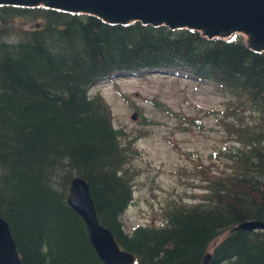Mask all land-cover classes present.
<instances>
[{
	"label": "trees",
	"instance_id": "16d2710c",
	"mask_svg": "<svg viewBox=\"0 0 264 264\" xmlns=\"http://www.w3.org/2000/svg\"><path fill=\"white\" fill-rule=\"evenodd\" d=\"M23 20L34 26L22 28ZM156 69L232 93L225 128L236 149L219 152L223 169L197 164L207 183L201 200L172 201L160 226L128 233L122 216L133 201L138 136L127 142L106 100L90 90L120 72ZM76 177L89 183L100 222L135 264H203L208 253L209 264H264V230H236L264 223V52L241 35L208 40L197 31L0 7V216L23 264H103L68 203Z\"/></svg>",
	"mask_w": 264,
	"mask_h": 264
},
{
	"label": "rangeland",
	"instance_id": "374dc122",
	"mask_svg": "<svg viewBox=\"0 0 264 264\" xmlns=\"http://www.w3.org/2000/svg\"><path fill=\"white\" fill-rule=\"evenodd\" d=\"M20 25L34 26L26 20ZM172 71L116 75L90 90L106 100L114 127L124 131L127 142L138 136L133 146L138 154L131 163L137 172L133 201L122 216L128 233L139 225L160 226L172 201L201 200L207 183L197 164L223 169L222 153L236 149L225 128L232 122L225 117L234 109L233 94ZM135 113L138 119L132 120Z\"/></svg>",
	"mask_w": 264,
	"mask_h": 264
},
{
	"label": "water",
	"instance_id": "95a60500",
	"mask_svg": "<svg viewBox=\"0 0 264 264\" xmlns=\"http://www.w3.org/2000/svg\"><path fill=\"white\" fill-rule=\"evenodd\" d=\"M44 8L72 15H90L112 26L168 27L197 31L208 40L245 37L254 52H264V0H0V7ZM170 73L167 70H149ZM126 73H119L122 75ZM135 75V73H131ZM138 119V113L132 120ZM70 207L84 220L93 248L103 264H135L134 254L121 248L114 233L99 219L89 183L76 177L70 187ZM236 230H264L261 221H247ZM208 253L203 264H209ZM0 264H23L10 225L0 216Z\"/></svg>",
	"mask_w": 264,
	"mask_h": 264
}]
</instances>
